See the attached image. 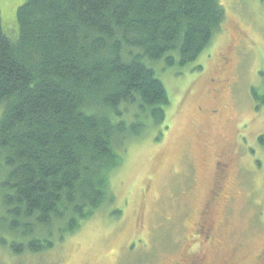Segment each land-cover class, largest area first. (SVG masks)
Here are the masks:
<instances>
[{
  "label": "trees",
  "instance_id": "obj_1",
  "mask_svg": "<svg viewBox=\"0 0 264 264\" xmlns=\"http://www.w3.org/2000/svg\"><path fill=\"white\" fill-rule=\"evenodd\" d=\"M224 20L220 0H23L11 36L0 14V229L11 255L46 253L111 203L127 144L165 118L154 65L196 60Z\"/></svg>",
  "mask_w": 264,
  "mask_h": 264
},
{
  "label": "rangeland",
  "instance_id": "obj_2",
  "mask_svg": "<svg viewBox=\"0 0 264 264\" xmlns=\"http://www.w3.org/2000/svg\"><path fill=\"white\" fill-rule=\"evenodd\" d=\"M22 1L0 0L11 36ZM220 1L222 30L196 60L154 65L168 96L165 118L127 144L110 175L111 203L26 259L9 253L12 234L0 229V264H264V0ZM210 108L218 115L210 118ZM221 158L228 192L217 201ZM198 221L212 224L209 242Z\"/></svg>",
  "mask_w": 264,
  "mask_h": 264
},
{
  "label": "flooded vegetation",
  "instance_id": "obj_3",
  "mask_svg": "<svg viewBox=\"0 0 264 264\" xmlns=\"http://www.w3.org/2000/svg\"><path fill=\"white\" fill-rule=\"evenodd\" d=\"M222 60V63L225 64L227 62V59L225 58V56H221L220 57ZM222 70H225V67H221ZM222 81L224 82L225 79H222ZM219 113V109L218 108H210L208 109V113L207 115L210 118H213L215 116H217ZM224 158V157H223ZM223 158H221V160H216V162L214 163V177H215V182H214V189L212 190V196L211 199L212 200H217L220 201L223 198H225V195L227 194L228 190L226 187V181H227V170H229V163L226 161H222ZM238 161H240L241 159L238 158ZM206 213V209L202 210V214ZM210 225V226H209ZM198 234L199 237L201 236L202 239H204L206 242H209L212 239V235L210 232V229L212 227V224L208 225L206 223H204L203 221H198ZM188 264H199V259H191L190 262Z\"/></svg>",
  "mask_w": 264,
  "mask_h": 264
}]
</instances>
